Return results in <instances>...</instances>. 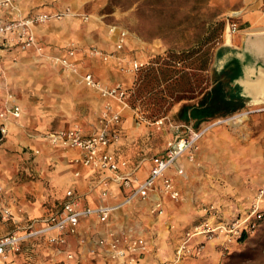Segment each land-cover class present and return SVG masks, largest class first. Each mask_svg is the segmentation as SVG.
<instances>
[{
    "label": "crops",
    "instance_id": "1",
    "mask_svg": "<svg viewBox=\"0 0 264 264\" xmlns=\"http://www.w3.org/2000/svg\"><path fill=\"white\" fill-rule=\"evenodd\" d=\"M76 1L80 0H17L16 10L0 9V18L8 20L18 14L29 16L39 12H55L67 6L77 9L79 3ZM262 5L264 0H252L248 7L245 4L244 7L249 9L243 15L245 22L252 23L256 17L259 18ZM32 31L45 53L64 55L69 45L73 44L76 53L72 60L82 72L92 73L93 77L102 83H120L126 89L129 88L132 76L120 71L114 59L104 62L85 53L89 47H97L105 52L113 50L116 36L110 33L108 28L93 22L83 24L68 17L63 21L33 25ZM242 41L243 35L237 37L236 43ZM136 46H139V43L132 46V42L127 38L121 54L136 57V53H133ZM227 46L234 48L233 45ZM223 58L224 55L218 62ZM46 60L38 58L29 49L20 50L7 43L0 46V101L10 93L12 102L21 108L20 116L7 122V131L0 143L1 204L9 212L7 224L16 228L6 234L44 229V219L60 206L64 192L72 189L79 195L78 209L113 207L107 221L101 222L95 215L81 217L75 233L45 231L23 241L22 247L30 246L29 250L35 254L49 253L53 261L71 253L74 259L70 262L76 264L77 250L80 252L82 249L81 252L95 260L101 253L98 240L113 232L133 238L142 236L146 243L144 248L137 251L139 264H160L158 256L166 258L169 255V252L163 249V246H167L161 244L165 241L163 236L180 232L177 223L182 214L180 208L190 206L181 200L178 217H168L172 209L169 206L174 201L161 192L160 182L149 191L147 198L137 196L126 204H123V201L137 183L143 182L149 176L154 158L165 157L177 136L188 137V127L192 132L201 131L192 128V121L167 123L165 119L159 120L161 124L157 127L161 126V129L157 130L152 124L150 127L137 122L130 109L121 108L119 103L113 101V108L120 111V137L108 150L127 161V167L120 169V172L134 169L137 182L131 187L110 183L109 195L103 198L100 196L101 188L93 185L103 173L73 163V158L80 154L79 150L52 147L47 142L46 135L54 130L74 126H79L85 135L93 133L98 128V117L107 100L95 89L86 87L78 74L62 70ZM259 67L261 66L247 62L244 56L232 55L224 59L216 75L221 71L225 72L220 79L230 80V89L238 87L239 94L247 101L251 97L242 94L237 79L244 75L246 68H253L257 73ZM198 102L182 106L179 116L183 107H196ZM192 159L193 154L184 153L166 171L180 195L184 193L182 182L191 176L192 172L188 169ZM75 173L78 175L75 176ZM263 185L264 179L256 194ZM156 200L162 202L161 214L150 211ZM163 225L166 233L161 234ZM170 225H174V228H170ZM51 238L58 240L50 242ZM200 238H203V235L191 239L189 245H193ZM80 242L82 245L78 247ZM149 244L153 246L154 251H149L145 256L146 246ZM5 262L0 256V264H6Z\"/></svg>",
    "mask_w": 264,
    "mask_h": 264
},
{
    "label": "rangeland",
    "instance_id": "2",
    "mask_svg": "<svg viewBox=\"0 0 264 264\" xmlns=\"http://www.w3.org/2000/svg\"><path fill=\"white\" fill-rule=\"evenodd\" d=\"M251 1L80 0L76 1L77 9L67 6L55 11L66 12L55 21L71 17L83 24L93 22L106 28L118 25L127 31L132 46L139 43L133 49L136 57L124 54L143 63L135 74L122 71L132 76L126 108L132 111L137 122L150 127L152 124L158 130L161 126L158 128L156 122L160 119L167 123L182 122L180 108L198 102L210 88L224 59L232 55L243 57L245 36L263 32L260 30H264V5L260 7L259 18L252 23L244 20ZM230 23L236 25L233 32L228 28ZM242 35L243 41L236 43L237 37ZM227 36L231 37L234 48L227 46ZM46 61L65 70L57 63ZM193 129L200 130L201 135L190 152L193 162L188 170L192 173L182 182L183 197L180 195L171 203L168 213V217H178V212L182 211L180 221L177 220L180 232L163 236L165 241L161 244L167 246L163 249L169 255L158 256L160 264L176 262L178 246L196 225L208 222L212 228L218 222L227 223L246 215L264 179V103L254 104L248 98L241 110L202 122ZM0 187V235H3L16 228L7 224L9 212L3 213L7 209L1 204ZM181 200L190 207L179 210ZM164 226L161 234L166 233ZM244 235L232 238L231 242L221 233L210 241L197 239L192 246L203 241L204 252L182 255L176 264H264V221ZM81 245L80 242L77 246ZM29 249L30 246H20L2 259L6 264L68 262L66 256L53 261L49 253L35 254ZM146 250L145 256L154 251L150 244ZM81 251L77 250L76 264H106L101 255L97 261L98 257L93 260Z\"/></svg>",
    "mask_w": 264,
    "mask_h": 264
},
{
    "label": "built area",
    "instance_id": "3",
    "mask_svg": "<svg viewBox=\"0 0 264 264\" xmlns=\"http://www.w3.org/2000/svg\"><path fill=\"white\" fill-rule=\"evenodd\" d=\"M16 1L0 0V9L9 8L16 10ZM65 13V11L39 12L29 16L18 14L15 18L8 20L0 18V46L7 43L20 50H32L39 58L48 59L50 62L59 64L63 69L78 74L86 87L95 89L107 100L98 117V128L93 133L85 135L79 126H74L69 129L54 130L46 135V140L52 147L79 150L80 154L73 158V163L103 173L93 185L101 188L100 196L105 198L109 195L110 183L131 187L137 182L134 176V169L120 172V169L127 167V161L119 158L115 152L108 150L120 137L118 129L121 121L120 111L113 108L112 102L115 101L119 103L121 108H126L128 106V92L120 83L105 84L96 80L92 73L88 71L81 72L77 64L72 60L76 53V48L73 44L69 45L64 55L45 53L43 46L34 36L32 27L36 24L59 20ZM81 18L87 20L86 16ZM235 26L234 23L228 24V28H231L232 32L235 31ZM108 31L116 36L112 51L105 52L97 47H89L85 50V53L104 62L114 59L120 71L132 74L138 72L143 63L135 58H127L121 54L128 37L127 31L118 25H109ZM20 114V106L12 102V95L8 93L4 100L0 101V143L6 134L7 122L12 118L19 117ZM156 124L159 126L161 121H157ZM188 131V137L177 136L175 138L165 157L154 158L149 176L143 182L137 183V186L125 198L123 204L128 203L137 196L142 199L147 198L149 191L155 187L157 182H160L162 193L167 194L173 201L179 199V190L173 180L166 175V171L182 154H189L195 147L201 133L192 132L189 127ZM178 173H181V171H178ZM77 175L78 173H75V176ZM78 198L79 195L72 189H67L63 194L60 206L44 219L46 222L44 229H30L25 233H10L0 236V256L4 257L9 252L18 250L23 241L45 231L54 230L59 233H75L81 217L95 215L101 222L107 221L113 207L78 209ZM150 211L156 214L163 213L162 202L160 200L154 201ZM3 213L7 215L8 211L4 210ZM262 221H264V185L257 192L248 208L247 214L243 217L227 223L218 222L212 228H210L208 222L196 225L192 233H187V238L178 246L176 262L182 255H200L204 252L205 244L203 241L197 242L195 246L189 245V241L193 236L203 234L204 240L210 241L221 233L226 238H229L225 240L231 242L232 238L240 237L243 232L254 231L256 226ZM170 228H174V225H170ZM56 240L58 239L51 238L49 241ZM145 243V239L142 236L133 238L128 235H116L113 232H109L98 240V245L101 248L100 255L106 264H139L137 251L144 248ZM66 258L69 262L73 259V254L68 253Z\"/></svg>",
    "mask_w": 264,
    "mask_h": 264
},
{
    "label": "trees",
    "instance_id": "4",
    "mask_svg": "<svg viewBox=\"0 0 264 264\" xmlns=\"http://www.w3.org/2000/svg\"><path fill=\"white\" fill-rule=\"evenodd\" d=\"M225 72L215 75L214 81L195 107H183L180 118L193 126L211 119L226 117L241 110L245 106L246 99L239 94V88L230 89V80H221ZM245 236L244 232L242 237Z\"/></svg>",
    "mask_w": 264,
    "mask_h": 264
},
{
    "label": "bare ground",
    "instance_id": "5",
    "mask_svg": "<svg viewBox=\"0 0 264 264\" xmlns=\"http://www.w3.org/2000/svg\"><path fill=\"white\" fill-rule=\"evenodd\" d=\"M255 43L264 53V40H257ZM226 44L231 45L230 36H227ZM237 83L242 88V94L251 97L254 104L264 103V68L259 67L257 73L253 68H246L244 75L237 79Z\"/></svg>",
    "mask_w": 264,
    "mask_h": 264
},
{
    "label": "water",
    "instance_id": "6",
    "mask_svg": "<svg viewBox=\"0 0 264 264\" xmlns=\"http://www.w3.org/2000/svg\"><path fill=\"white\" fill-rule=\"evenodd\" d=\"M264 40V31L259 33H252L245 36V59L250 61L254 66L264 67V53L257 48L256 41Z\"/></svg>",
    "mask_w": 264,
    "mask_h": 264
}]
</instances>
